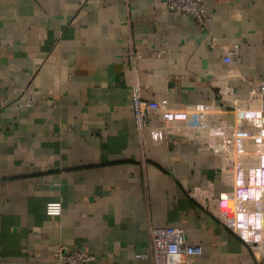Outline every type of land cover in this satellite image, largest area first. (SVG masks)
Listing matches in <instances>:
<instances>
[{"label":"crops","instance_id":"0c3cea01","mask_svg":"<svg viewBox=\"0 0 264 264\" xmlns=\"http://www.w3.org/2000/svg\"><path fill=\"white\" fill-rule=\"evenodd\" d=\"M205 12L199 25L161 0H0V264H65L56 252L76 248L86 264H153L157 226L203 249L173 264H264V151L245 140L254 154L233 169L223 144L256 131L244 105L264 82V0Z\"/></svg>","mask_w":264,"mask_h":264},{"label":"built area","instance_id":"2783aa9c","mask_svg":"<svg viewBox=\"0 0 264 264\" xmlns=\"http://www.w3.org/2000/svg\"><path fill=\"white\" fill-rule=\"evenodd\" d=\"M164 9L172 14L189 15L195 23L205 25L207 15L205 12V0H161ZM237 44L228 50L223 57V61L231 64L236 61ZM131 59L135 55L131 54ZM251 93L255 97V102H246L245 112L252 117L253 125L256 129L251 136L242 135L234 132L232 136L224 138V148L227 157L228 167L237 168L241 165L238 161L248 155L254 154L244 141L254 139L257 146L264 151V82H260L251 88ZM131 107L134 111L136 126L139 130L147 127L149 124V115L147 111L148 102L140 97L137 87L133 88L130 96ZM31 98L26 100L30 104ZM158 116L162 121L168 122L169 109L167 100L163 99L158 104ZM264 187V181L260 184ZM48 215H59L62 206L59 201H49L45 206ZM203 249L200 245H191L186 242L185 231L180 226H157L152 227L149 232V252L148 257L153 264H173L171 258L174 256L200 255ZM56 255L63 260L65 264H86L94 259V256L82 248L70 250L67 254L56 252ZM146 255V256H147Z\"/></svg>","mask_w":264,"mask_h":264}]
</instances>
